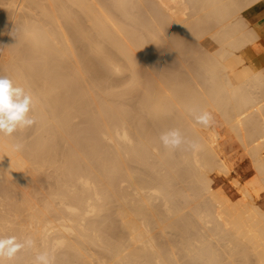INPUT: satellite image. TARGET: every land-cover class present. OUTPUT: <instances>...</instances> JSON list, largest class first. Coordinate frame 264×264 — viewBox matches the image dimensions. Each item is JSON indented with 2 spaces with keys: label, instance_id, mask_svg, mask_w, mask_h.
<instances>
[{
  "label": "bare ground",
  "instance_id": "6f19581e",
  "mask_svg": "<svg viewBox=\"0 0 264 264\" xmlns=\"http://www.w3.org/2000/svg\"><path fill=\"white\" fill-rule=\"evenodd\" d=\"M259 3L0 0V75L37 101L33 126L0 136V234L32 241L6 264H34L45 253L50 264H236L248 251L264 264V210L247 202L264 192V16L252 12ZM147 52L152 65L141 58ZM151 52L165 53L163 61ZM177 55L186 69L199 64V75L193 65L187 73L195 77L182 73ZM156 57L173 69L161 70ZM176 66L189 77H170ZM190 77L209 82L192 86ZM209 108L255 169L244 185L235 180L236 200L214 184L231 174V162L219 130L198 122ZM172 129L199 148H165L161 134Z\"/></svg>",
  "mask_w": 264,
  "mask_h": 264
},
{
  "label": "rangeland",
  "instance_id": "374dc122",
  "mask_svg": "<svg viewBox=\"0 0 264 264\" xmlns=\"http://www.w3.org/2000/svg\"><path fill=\"white\" fill-rule=\"evenodd\" d=\"M230 18H231V17H229V19H230ZM0 19H1V18H0ZM226 20H227V19H226ZM230 20H232V19H230ZM227 21H228V20H227ZM64 23H66V22H64ZM216 29H217V27L215 28V30H216ZM215 30H214V31H215ZM209 32H210V31H209ZM207 34H208V33H207ZM207 34H206V35H207ZM206 35H205V36H206ZM202 37H203V36H202ZM202 37H201V38H202ZM195 38H196V37H195ZM201 38H200V39H201ZM203 38H204V37H203ZM203 38H202V39H203ZM198 39H199V38H198ZM203 40H204V39H203ZM203 40H202V41H203ZM198 41H201V40H198ZM198 41H197V38H196V42H198ZM204 42H206V40H205ZM198 43H199V42H198ZM202 44H203V43H202ZM205 44H206V43H205ZM205 44H204V45H205ZM210 45H211V44H210ZM197 48H198V47H197ZM147 53L149 54V52H147ZM151 53H152V52H151ZM153 53H155V52H153ZM153 53H152V55H153ZM156 53H157V52H156ZM159 53L162 54L163 52H159ZM166 53H167V52H166ZM168 53H169V52H168ZM163 54H164V55H162V56L165 57V53H163ZM157 55H158V57L160 56V59L162 58L161 55H159V54H157ZM157 55H155V56H157ZM167 55H168V54H167ZM147 56H148V58H146V59H145V56H143V57H141V58H142L143 60H145V61H146L147 59L150 60V61H153L154 58H152V56H151L152 59H149V58H150V57H149L150 54H149V55H146V57H147ZM153 56H154V55H153ZM155 56H154V57H155ZM177 56L179 57V55H177ZM172 57H173V56H172ZM178 57H176V58H178ZM156 58H157V57H156ZM168 58H170L169 55H168ZM179 58L181 59V57H179ZM179 58H178V59H179ZM182 58H183V57H182ZM160 59L157 58V61H158L157 64L159 63V61L162 63L163 60L161 59V60H162V61H161ZM166 59H167V58H166ZM143 60H140V62H143V63H140V67H142L141 64H143V65L145 66V68H146V65H147V64L150 63L149 65H152V63H153V62L151 63V62L146 61V62H148V63L146 64V62H144ZM168 60H169V59H168ZM168 60H167V61L164 60V62H166V64H167ZM173 60H174V58H173ZM155 61H156V60H155ZM155 61H154V62H155ZM182 61H183V60L181 59V61H180V62H181V66H180V67H181V69H182V67L184 66V67H185V69H184L185 71H184V72H182L183 70H182V71L178 70V71H179L180 73H181V72H182V73H185V72L187 73V70H190V69H191L190 66L193 65V64H191V65H190V64H187L188 66H189V65H190V66L188 67V69H186V68H187V67H186V63H187V62L185 63V65H183L184 62H182ZM169 62H170V61H169ZM189 62H190V61H189ZM191 62H192V61H191ZM144 63H145V64H144ZM155 63H156V62H155ZM161 63H160V64H161ZM174 63H175V62H174ZM176 63H177V60H176ZM193 63H194V61H193ZM162 64H164V63H162ZM162 64L160 65L162 68H160V66H159V68H160L161 70L165 71V72H169L168 70H169L170 67L172 66L171 63H168V64H167L168 66L164 64L165 67H167L168 69H167V68H166V69H165V68L163 69V66H164V65H162ZM195 64H197V63L195 62L194 65H193L192 67H194ZM153 65H154V64H153ZM158 65H159V64H158ZM158 65L155 66V69H156V67H157V69H158ZM170 65H171V66H170ZM173 65H175V64H173ZM179 65H180V64H178V66H179ZM182 65H183V66H182ZM197 65H199V64H197ZM199 66H200V65H199ZM263 66H264V64H263ZM263 66H262V67H263ZM180 67H178V68H180ZM184 67H183V68H184ZM142 68H143V69H142ZM142 68H141L142 70L145 69L144 67H142ZM176 68H177V66H176L175 69H174V70H175L174 73H169V76H170V77H171L170 74H175V73L178 72V71H176ZM178 68H177V69H178ZM189 68H190V69H189ZM194 68H195V67H194ZM196 68H197V67H196ZM196 68H195V69H196ZM200 68H201V67H200ZM157 69H156V70H157ZM160 69H158V70H160ZM171 69H173V68L171 67ZM195 69H193V71H194ZM142 70H141V73L143 72ZM158 70H157V71H158ZM198 70L200 71V69H198V68H197V70H195V71H197V75H199V73H198L199 71H198ZM163 71H162V72L159 71V72H160L161 74L164 73L165 78H166L167 75H166V73L163 72ZM195 71L193 72V75H194V76L191 74L192 70H191V72H190L191 75H190L189 73H187V74H188L189 76L195 77V74H194V73H196ZM201 71H203V70L201 69ZM263 71H264V68H263ZM171 72H172V71H171ZM179 72L176 74V75H178L177 78L180 77V76H179V74H180ZM188 72H189V71H188ZM186 73H185V74H186ZM203 73H204V71L202 72V75H205V74H203ZM125 74H127V75L129 76V73L126 71V72H124V74L122 75L123 78H121V76H120V77H118V78H117V77H114V78H112V79L114 80V79H116V78H117V79L120 78V79H119L120 82H123V81H125V78H124V75H125ZM161 74H159V75H161ZM164 75H163V77H164ZM176 75H175V76H176ZM188 75H187V76H186V75H182V76H183V79H184V76H185V77H189ZM128 76H126V77H128ZM182 76H181L180 78H178V79H180V81L182 80V79H181ZM200 76H201V75H200ZM206 76H207V75H206ZM158 77H159V76H158ZM160 77H162V76H160ZM160 77H159V78H160ZM170 77H168L169 81L172 80V78H171V80H170ZM198 77H199V76H197V78H198ZM207 77H208V76H207ZM207 77H206V78H207ZM173 78H175L174 75H173ZM203 78H204V77H203ZM206 78H205V79H202V78L200 79V78H199L198 80L200 81V83H201V81H202L203 83H207V84H208L209 79L207 78V79H208V81H207ZM112 79H111V80H112ZM117 79H116V80H117ZM122 79H123V81H122ZM160 79H161V78H160ZM160 79H159V80H160ZM178 79H177V80H178ZM190 79H193V80H192L193 83L191 82L190 85L199 82L198 80H195L196 78H191V77H190ZM113 80L110 81V82H114L112 85H117L116 87H117L118 89H120V85H119L120 82H119V80H117V81H113ZM162 80H163V78H162ZM164 80H166V79H164ZM175 80H176V78H175ZM177 80H176V82H178ZM188 80H189V78L187 79V81H188ZM194 80H195L196 82H195ZM166 81H167V80H166ZM166 81H164V82H166ZM180 81H179V83H180ZM110 82L108 83V85H109L110 87L113 88V86H111V83H110ZM115 82H116V84H115ZM118 82H119V83H118ZM189 83H190V82H189ZM195 85H196V84H195ZM118 86H119V87H118ZM192 86H194V85H192ZM117 88H116V90H118ZM114 89H115V86H114ZM209 110H210L211 117H212V121H213V122L211 123V125H212V126H215V127L219 130V133H220V136H221L220 139H219V141H220V144H221V146H222V148H223L224 155H225V157H227L228 159H230V162H231V163H230V165H231V171L229 172V173H231V174H228V175H225V176L223 175L222 177H216V178L214 179V181H215L214 184H215V185H222L223 188L225 189L227 195L230 197V199H232V200H236V199L240 198L239 196H241V195L239 194V190H238V188H236L234 182H236V181L238 180V182L240 183V185H244V184L250 179L251 176L253 177V176L255 175V169H254V167H253V165H252V162H251L250 157L248 156L249 154L245 151V149L243 148V146H241V143L238 141V139L232 134L230 128L227 127L228 125L226 124V122H225V120L223 119V117H221V114H220L219 110L217 111V109H211V108H209ZM78 117H79V116H78ZM78 117L74 118V119H76V120H74L75 122L77 121V118H78ZM78 119L81 120V118H78ZM82 119H83V118H82ZM223 120H224V123H223ZM83 121H84V120H83ZM83 121H82V122H83ZM82 122H81V123H82ZM73 123H74V122H72V124H73ZM77 123H78V126H80L79 120H78ZM74 124H75V123H74ZM82 124H84V123H82ZM82 124H81V125H82ZM85 124H86V122H85ZM76 125H77V124H76ZM76 125H75V126H76ZM226 125H227V126H226ZM72 126H74V125H72ZM72 126H71V129H72L71 131H73V130L75 129L74 127H73V128H74V129H73ZM85 126H87V125H85ZM85 126H84V127H85ZM76 127H77V126H76ZM78 129H81V130H82V128H80V127H78L76 130H78ZM201 129H203V131L206 133V137L210 139V138H211V132H210L209 130H207L206 128H201ZM81 130H80V131H81ZM78 131H79V130H78ZM80 131H79V132H80ZM74 132H75V130H74ZM79 132L76 131V133H74V137L77 138V135H76V134H77V133L79 134ZM78 137H79V136H78ZM76 138H74L73 140H75ZM73 140H72V141H73ZM77 141H78V138H77ZM75 142H76V141H75ZM75 142L72 143L73 146H75V145L77 144V143H75ZM70 143H71V142H69V144H70ZM72 144H71V145H72ZM62 145H63V143H61V145H60V147H61V148H60V151L62 152V155H63V154H64V153H63L64 151L61 150V149H62ZM158 145H159V143H158ZM122 155H123V154H122ZM123 158H124V157H123ZM132 164L134 165L133 162H132ZM133 165H131V167H133V169H135V166L138 167V165H136V164H135V166H133ZM131 169H132V168H131ZM133 169H132V170H133ZM139 169H140V168L138 167V169H136V170H139ZM252 177H251V178H252ZM235 180H236V181H235ZM246 180H247V181H246ZM243 182H244V183H243ZM49 183H50V182H49ZM232 183L234 184V186H233ZM46 184H47V183H46ZM46 184H45L46 189H48V186H47V185H50V184L53 185L52 182H51L50 184H47V185H46ZM52 187H53V186H52ZM49 188H51V187H49ZM253 195H254V194L250 195V196H252V197L247 196V197H249V199H252V200H249V201H253V202H249V201H247V202H248V203H251V204L256 203L257 205H259V206L264 210V192H263V193H260L258 196H256V195L253 196ZM247 197L245 198L246 200L248 199ZM114 228H116V227H114ZM111 229H113V228H111ZM114 230H115V229H114ZM114 230H113V231H114ZM116 230H117V229H116ZM118 231H119V230H118ZM111 232H112V230H111ZM111 232H109V230H108L106 233H107L108 235H110ZM116 232H117V231H116ZM116 232H114V233L112 232L111 235H112V234H115ZM119 232H120V231H119ZM119 232H117V233H118V238H119L120 236L122 237V234L119 233ZM117 233H116L115 235H112V236H114V237H113V240L116 239ZM107 234H106V236H108ZM119 234H120V236H119ZM190 234H191V233H190ZM111 235L109 236L110 238L112 237ZM192 235H193V234H192ZM172 236L175 237L176 235L173 234ZM123 237H124V236H123ZM174 237H173L172 239H174ZM107 238H108V237H106V239H107ZM176 238H177V237H175V239H176ZM190 238H191V237H190ZM120 239H121V238H119V239H117V240H120ZM172 239H171V240H172ZM175 239H174V240H175ZM174 240H172V241H174ZM176 240H177V239H176ZM176 240H175V242H176ZM110 241H111V239H110ZM214 242H216V241H214ZM213 244H216V243H213ZM218 245H219V244H217V247H216L215 245H214V246L216 247V249L218 248V249H217L218 252H219L220 249H222V251H220V252H222V254L219 253V254H221L220 256H221V258H222V255H224V253H223V252H224V251H223L224 248H223L222 246H221V248H219ZM224 250H225V249H224ZM248 250H249V249H248ZM85 251H86V249H85ZM87 251H88L87 254H89V253H92V251H94V250L91 249V250L89 251V249H87ZM225 251H226V250H225ZM227 251H228V250H227ZM96 252H97V251H96ZM175 252L178 254V251H175ZM180 252H182V250H179L180 259H181V253H180ZM248 253H249V254H248ZM248 253H247L246 257H247V258L249 257V258H248L249 261L246 259V257L242 258V260H241V258H240V256H239L240 254L233 255L235 258H238V256H239V258H240L239 261H240V262L237 261L238 259L235 260L234 258H233V259H234V261H233L232 258H231V256H230V258H231L232 261H231V260H229V261H231L232 263L234 262V263H236V264H237V263H241V264H243V263H247V264H248L249 262H250L249 264H255V262H257V261H256V258L254 259L255 256L252 255V254H251V255H252V256H251L249 251H248ZM94 254H95V256L97 255L96 253L93 252V255H94ZM179 254H178V258H179ZM182 254H183V253H182ZM226 254H229V251H228V253H226ZM226 254H225L224 256H227V257L229 258V256L226 255ZM89 255H90V254H89ZM249 255H250V256H249ZM253 256H254V257H253ZM62 257H63V256H62ZM64 257H65V256H64ZM241 257H243V256H241ZM65 258H66V257H65ZM223 258H224V257H223ZM230 258H229V259H230ZM252 258H253V259H252ZM67 260H69V258H66L62 263H63V264H64V263H65V264L68 263V264H69V262H70V264H71V263L74 262L73 260H69V261H67ZM227 260H228V259H227ZM243 260H246L247 262H245V261L242 262ZM183 261H184V260H183ZM236 261H237V262H236ZM181 262H182V260H181ZM222 262H228V261H226L225 259H224V261H223V259H222ZM231 262H229V263H231ZM74 263H75V262H74ZM56 264H60V263H56ZM77 264H78V263H77ZM189 264H191V263L189 262ZM192 264H196V263H193V262H192ZM221 264H224V263H221ZM226 264H227V263H226ZM256 264H257V263H256Z\"/></svg>",
  "mask_w": 264,
  "mask_h": 264
},
{
  "label": "clouds",
  "instance_id": "9594fccd",
  "mask_svg": "<svg viewBox=\"0 0 264 264\" xmlns=\"http://www.w3.org/2000/svg\"><path fill=\"white\" fill-rule=\"evenodd\" d=\"M36 103V98L29 88L15 83L7 75H0V136H12L17 131L33 126L36 123L33 115ZM197 119L205 126L213 122L209 113ZM160 139L167 149H177L184 143H188L194 150L199 148L196 142L185 141L177 129L162 133ZM31 246L30 239L22 242L15 236L0 234V264L14 260L17 253ZM34 264H50L48 255L38 254Z\"/></svg>",
  "mask_w": 264,
  "mask_h": 264
},
{
  "label": "crops",
  "instance_id": "0c3cea01",
  "mask_svg": "<svg viewBox=\"0 0 264 264\" xmlns=\"http://www.w3.org/2000/svg\"><path fill=\"white\" fill-rule=\"evenodd\" d=\"M252 12L258 16H264V6L261 3L254 5L252 7Z\"/></svg>",
  "mask_w": 264,
  "mask_h": 264
}]
</instances>
